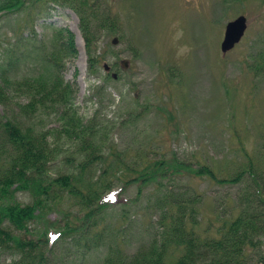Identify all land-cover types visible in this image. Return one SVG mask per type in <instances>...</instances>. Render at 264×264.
<instances>
[{"label":"rangeland","instance_id":"rangeland-1","mask_svg":"<svg viewBox=\"0 0 264 264\" xmlns=\"http://www.w3.org/2000/svg\"><path fill=\"white\" fill-rule=\"evenodd\" d=\"M90 1L116 19L114 28H98L96 74L88 68L79 13L67 5L35 0H28L22 10L0 12V72L3 65L9 75L11 71L18 77L44 73L43 41L48 42L56 29L64 28L66 34L71 33L76 49V54L67 58L64 71L66 80L77 89L74 105L85 121L93 120L101 129L107 150L114 147L129 162L145 153L152 159H170L177 154L183 160L199 159L215 165L222 174L225 166L235 168L244 162L247 153L264 160V69L255 68L264 55V0ZM242 14L248 19L246 33L224 54L221 43L226 23ZM177 21L185 32L181 43L193 48L182 60L176 59L171 40ZM123 59L129 60L127 67ZM105 63L112 66L111 71L105 70ZM98 85L101 95L96 91ZM59 110L47 109L36 122L43 129L60 127ZM3 112L0 104V115ZM57 142L63 153L51 166L54 177L66 170L65 154L76 149L68 137L61 136ZM98 174L93 168L84 178ZM119 177L113 178L114 187H122L125 176ZM187 181L202 193L205 218L200 228L211 223L209 230L217 231L242 183L199 177L178 184L173 181L172 185L175 190L185 188ZM138 189L133 185L123 190L125 211L118 204L110 207L106 220L93 229H103L96 236L95 232L76 239L64 236L57 223L69 208L76 213L77 199L67 195L53 202L29 224L31 231L26 235L30 238L38 230L49 231L45 257L33 263L98 264L109 249L108 243H120L129 252L138 249L143 228H147L146 233L151 231L158 216L156 200L149 202V197L156 199L161 192L151 185L136 200ZM15 196L22 203L32 199L29 191L19 190ZM8 245L0 243V264L20 257Z\"/></svg>","mask_w":264,"mask_h":264},{"label":"trees","instance_id":"trees-1","mask_svg":"<svg viewBox=\"0 0 264 264\" xmlns=\"http://www.w3.org/2000/svg\"><path fill=\"white\" fill-rule=\"evenodd\" d=\"M27 1L0 0V12L22 10ZM35 1L67 5L79 13L88 68L96 74L97 31L110 25L114 28L116 19L111 13L90 0ZM66 31L56 29L48 42L43 41L44 73L18 77L11 71L9 75L3 65L0 72V104L4 108L0 115V243L10 244L20 254L10 264H34L45 257L49 231L38 230L31 238L26 234L31 231L30 222L56 200L62 201L67 195L77 199L76 213L69 208L57 223L64 236L76 239L91 232L96 236L103 229L94 230L106 220L110 207L118 204L125 211L122 192L133 185L139 187L136 200L148 186L161 191L156 199L149 197V202L156 200L155 226L148 233L143 228L142 244L132 252L120 243H108L109 249L98 264H251L255 258L257 264H264V160L247 153L244 162L235 168L225 166L222 174L215 165L199 159L183 160L177 154L170 159H152L145 153L129 162L114 147L107 150L101 129L78 114L74 105L77 89L64 76L67 58L76 54L71 33ZM255 66L257 71L264 69L263 54ZM96 87L101 95L103 90ZM47 109H60V127L43 129L36 122ZM61 136L73 140L76 151L65 154L62 160L66 170L54 177L51 166L63 153V146L57 142ZM93 168L99 174L85 179ZM116 174L125 176L122 187H114L113 178H120ZM199 177L218 183H242L232 208L215 232L209 230L211 223L203 229L199 226L205 218L202 193L188 181L185 188L175 190L172 185L173 181ZM19 190L29 191L31 201L17 200Z\"/></svg>","mask_w":264,"mask_h":264},{"label":"water","instance_id":"water-1","mask_svg":"<svg viewBox=\"0 0 264 264\" xmlns=\"http://www.w3.org/2000/svg\"><path fill=\"white\" fill-rule=\"evenodd\" d=\"M248 27V19L247 16L242 14L237 16L234 19L229 20L226 23L225 27V33L224 38L221 43V50L224 54L229 52L231 49H233L244 37L246 30ZM118 41V37L114 38V42L116 43ZM122 64L124 67H127L129 65L128 59H123ZM104 67L106 70H109L111 68V65L109 63H105ZM117 74L114 73V76ZM256 264V263H251Z\"/></svg>","mask_w":264,"mask_h":264},{"label":"clouds","instance_id":"clouds-1","mask_svg":"<svg viewBox=\"0 0 264 264\" xmlns=\"http://www.w3.org/2000/svg\"><path fill=\"white\" fill-rule=\"evenodd\" d=\"M174 32L172 33L171 40L175 48V56L177 60L186 59L193 52V48L188 43H181L185 38V32L181 27L180 22L177 21L173 26Z\"/></svg>","mask_w":264,"mask_h":264},{"label":"snow or ice","instance_id":"snow-or-ice-1","mask_svg":"<svg viewBox=\"0 0 264 264\" xmlns=\"http://www.w3.org/2000/svg\"><path fill=\"white\" fill-rule=\"evenodd\" d=\"M108 198H109L110 200H114V199H115V196H109ZM52 239H53V240H55V239H56V237H55V236H53V237H52Z\"/></svg>","mask_w":264,"mask_h":264}]
</instances>
